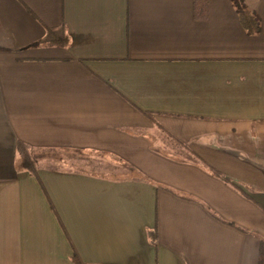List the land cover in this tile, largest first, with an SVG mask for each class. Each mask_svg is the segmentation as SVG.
<instances>
[{"label": "crops", "instance_id": "obj_1", "mask_svg": "<svg viewBox=\"0 0 264 264\" xmlns=\"http://www.w3.org/2000/svg\"><path fill=\"white\" fill-rule=\"evenodd\" d=\"M244 3L258 31L232 0H0V264H264Z\"/></svg>", "mask_w": 264, "mask_h": 264}, {"label": "trees", "instance_id": "obj_2", "mask_svg": "<svg viewBox=\"0 0 264 264\" xmlns=\"http://www.w3.org/2000/svg\"><path fill=\"white\" fill-rule=\"evenodd\" d=\"M232 2L237 8L242 22L247 26L248 30H250V32L258 31L259 20L256 16L251 14L244 3V0H232ZM43 41L44 43L53 45H65L67 43V37L65 35L64 28L48 29L46 37ZM18 151L20 154V162L22 163V166L33 169L34 162L32 161L30 154L28 153L25 146L19 145Z\"/></svg>", "mask_w": 264, "mask_h": 264}, {"label": "rangeland", "instance_id": "obj_3", "mask_svg": "<svg viewBox=\"0 0 264 264\" xmlns=\"http://www.w3.org/2000/svg\"><path fill=\"white\" fill-rule=\"evenodd\" d=\"M74 156L76 158H73ZM69 157H70V160L72 161V163L75 162V164L78 165L82 169H96L97 168L94 160H89L88 161V160H86L84 158H77V155H74V154H71ZM80 160H82V161H80Z\"/></svg>", "mask_w": 264, "mask_h": 264}]
</instances>
